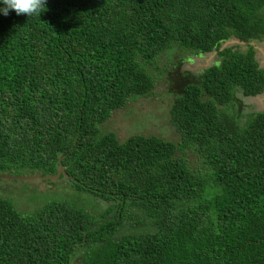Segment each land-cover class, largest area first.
Instances as JSON below:
<instances>
[{"label": "trees", "instance_id": "16d2710c", "mask_svg": "<svg viewBox=\"0 0 264 264\" xmlns=\"http://www.w3.org/2000/svg\"><path fill=\"white\" fill-rule=\"evenodd\" d=\"M232 39L248 48L220 50ZM253 41L264 0H47L40 16L0 15V173L62 166L70 188L31 212L0 190V264H264V110L244 124L226 110L264 93ZM174 47L220 58L181 75L182 142L101 131L152 93L148 67Z\"/></svg>", "mask_w": 264, "mask_h": 264}, {"label": "rangeland", "instance_id": "374dc122", "mask_svg": "<svg viewBox=\"0 0 264 264\" xmlns=\"http://www.w3.org/2000/svg\"><path fill=\"white\" fill-rule=\"evenodd\" d=\"M233 41L230 40L226 45L228 47L237 46L233 44ZM238 45V49L241 51L248 48L245 44ZM252 45L255 47L256 59L260 67L264 68V41H257ZM219 61L220 58L216 51L208 55L194 56L188 50L174 47L160 54L154 63L148 67V71L155 81V88L152 93L148 96L132 99L124 107L115 110L110 119L100 125V130L114 132L121 141L129 136L142 134L155 135L176 144L181 143V134L172 123L170 114L174 99L184 85L181 75L184 73L199 74ZM263 97L264 94L255 97L238 95L240 103L237 102L231 108L226 109L228 113H234L228 115L229 119H232L237 113L239 123L244 124L248 114L264 110ZM177 155L184 157L194 169H201L203 166V160L191 149L179 150ZM62 189L70 191L65 180L60 178L44 183L38 181L27 183L0 181V190L4 192V196L8 195L10 200L23 212L34 211L54 201L58 194H62ZM102 206L106 208L107 204L103 203ZM87 210L90 211V208Z\"/></svg>", "mask_w": 264, "mask_h": 264}, {"label": "clouds", "instance_id": "9594fccd", "mask_svg": "<svg viewBox=\"0 0 264 264\" xmlns=\"http://www.w3.org/2000/svg\"><path fill=\"white\" fill-rule=\"evenodd\" d=\"M45 6L47 0H0V15L7 16L10 10H14L16 15L36 17L44 12Z\"/></svg>", "mask_w": 264, "mask_h": 264}, {"label": "water", "instance_id": "95a60500", "mask_svg": "<svg viewBox=\"0 0 264 264\" xmlns=\"http://www.w3.org/2000/svg\"><path fill=\"white\" fill-rule=\"evenodd\" d=\"M228 42L224 43L220 50H223L228 47L226 45ZM243 44V43H242ZM226 46V47H225ZM64 169L61 166L58 170V172L55 175H46L43 176L41 174H32V175H12L8 171L5 173H0V180H8V181H16V182H32V181H38V182H46L51 180H56L61 177L63 174Z\"/></svg>", "mask_w": 264, "mask_h": 264}, {"label": "flooded vegetation", "instance_id": "af4514ba", "mask_svg": "<svg viewBox=\"0 0 264 264\" xmlns=\"http://www.w3.org/2000/svg\"><path fill=\"white\" fill-rule=\"evenodd\" d=\"M232 40H234L233 41V44L234 45H237V46H239L238 44H242L240 41H238L237 39H232ZM254 42H257V41H253V42H251V44H253ZM244 44V43H243ZM264 94V93H263Z\"/></svg>", "mask_w": 264, "mask_h": 264}, {"label": "crops", "instance_id": "0c3cea01", "mask_svg": "<svg viewBox=\"0 0 264 264\" xmlns=\"http://www.w3.org/2000/svg\"><path fill=\"white\" fill-rule=\"evenodd\" d=\"M217 53V52H216ZM206 55H208V54H206ZM264 98V97H263Z\"/></svg>", "mask_w": 264, "mask_h": 264}]
</instances>
